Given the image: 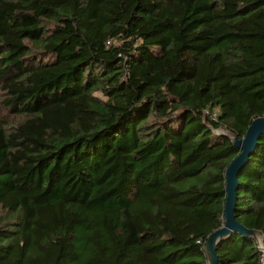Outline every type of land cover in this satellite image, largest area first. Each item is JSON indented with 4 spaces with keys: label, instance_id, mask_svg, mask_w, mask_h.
Returning <instances> with one entry per match:
<instances>
[{
    "label": "trees",
    "instance_id": "1",
    "mask_svg": "<svg viewBox=\"0 0 264 264\" xmlns=\"http://www.w3.org/2000/svg\"><path fill=\"white\" fill-rule=\"evenodd\" d=\"M1 111L0 264H209L230 135L264 118V0H0ZM237 195L264 248V137ZM217 254L264 264L237 233Z\"/></svg>",
    "mask_w": 264,
    "mask_h": 264
},
{
    "label": "water",
    "instance_id": "2",
    "mask_svg": "<svg viewBox=\"0 0 264 264\" xmlns=\"http://www.w3.org/2000/svg\"><path fill=\"white\" fill-rule=\"evenodd\" d=\"M262 137H264V118H258L252 122L243 139L231 138L234 146L240 153L232 160L225 172L226 202L223 214L224 225L221 229L212 233L206 242L205 252L209 264H219V256L217 254L218 246L233 233H237L245 238H253L259 243L261 252L264 255L262 245L263 233L248 229L237 220L235 215L237 192L239 189V174L249 162L250 157L255 153Z\"/></svg>",
    "mask_w": 264,
    "mask_h": 264
},
{
    "label": "rangeland",
    "instance_id": "3",
    "mask_svg": "<svg viewBox=\"0 0 264 264\" xmlns=\"http://www.w3.org/2000/svg\"><path fill=\"white\" fill-rule=\"evenodd\" d=\"M98 96L101 97V94H98ZM2 115H6L5 112L1 111L0 116H2ZM7 120H8L9 122L15 121V120H13V118H10V117H7ZM12 123H13V122H12ZM220 131H222V132L225 133V134H228L226 131H223V130H220ZM230 137L233 138L234 136L230 135Z\"/></svg>",
    "mask_w": 264,
    "mask_h": 264
}]
</instances>
